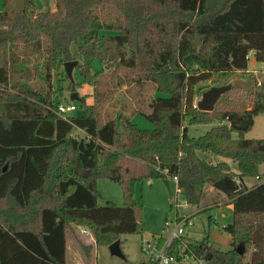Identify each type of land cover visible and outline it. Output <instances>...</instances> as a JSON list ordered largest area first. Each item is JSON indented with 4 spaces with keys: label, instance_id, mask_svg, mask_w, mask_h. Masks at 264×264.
<instances>
[{
    "label": "trees",
    "instance_id": "obj_1",
    "mask_svg": "<svg viewBox=\"0 0 264 264\" xmlns=\"http://www.w3.org/2000/svg\"><path fill=\"white\" fill-rule=\"evenodd\" d=\"M13 3L3 0L0 9V264H68L75 225L107 245L141 233L136 184L175 177L189 206L201 205L207 187L228 183L234 218L224 229L232 248L204 240L192 245L197 255L209 252L207 264H264V180L245 182L261 178L264 165V138L246 137L264 114V79L252 77L253 90L232 86L213 111L193 106L198 83L245 78L251 52L264 61V0H55L48 10L27 0L21 12ZM71 60L78 63L73 79L66 73L68 89L83 82L94 96L81 100L86 115L64 119L53 72ZM151 82L160 95L144 114L154 127L141 128L121 110L119 132L105 108L117 103L119 88ZM187 122L212 126L192 136ZM100 178L121 185L124 206L99 204Z\"/></svg>",
    "mask_w": 264,
    "mask_h": 264
},
{
    "label": "rangeland",
    "instance_id": "obj_2",
    "mask_svg": "<svg viewBox=\"0 0 264 264\" xmlns=\"http://www.w3.org/2000/svg\"><path fill=\"white\" fill-rule=\"evenodd\" d=\"M54 1L55 0H37L42 10H48L51 5H54ZM2 8L3 0H0V9ZM71 52L75 58H80L79 42L73 41ZM256 62L255 64L254 53L251 52L248 62L250 72L246 74L245 78H242L241 75L238 78L248 80L253 77L257 78L259 81L263 80L264 61ZM107 78V75H105L104 80ZM76 79L81 82L79 75H77ZM68 80L64 63H59L53 72V87L57 93V102H59V104L74 103L77 106V110L70 115H86V106L81 100L84 97L86 99V104L92 102L94 88L91 85L81 82L80 85L78 84L76 86L75 90H70L68 89V83L70 82ZM234 80L235 79L231 80V83H233ZM44 83L45 81L41 75L35 77L33 80V84L38 87L44 85ZM210 85H216L213 79L198 83L193 101L195 102L197 98L201 99L203 92L208 90L209 88H206ZM103 87L105 86L103 85ZM10 91L12 90L10 89ZM73 92L79 94V100L72 101L70 99ZM158 95H160V93L156 90V86L152 82L148 83L147 86L144 87V90H140L136 84L123 86L117 90V103L109 104L105 108L107 119H115L118 131L120 132L122 130V125L119 113L121 110H124L127 114H132L131 119L141 128L151 129L154 125L146 118L144 113H149L150 108L148 107V102ZM242 98L241 93L238 92L236 98L238 100L236 102L239 104L242 103ZM233 102L235 101L233 100ZM136 110L139 111L134 113ZM187 125L189 127V133L192 136L203 135L209 129V125L212 126V124L191 125L188 122ZM78 135L84 138L85 133L78 132ZM246 137L255 139L264 138L263 113L255 117V123L252 129L246 133ZM201 155L204 156L205 154L201 153ZM70 156H73L72 153ZM231 163L232 170H237V164L232 161ZM262 169L261 178L248 177L245 179V182L255 184L256 182L264 180V165ZM233 172L237 171L233 170ZM97 189L100 193V205H105L107 201H113L118 206H124L125 198L119 183L107 178H100L97 182ZM205 193L206 195L200 206H189L183 199L182 194L179 193L177 183L173 179L170 180L169 187L164 184L162 179L145 180L141 183L138 182L135 186L134 197L137 204L142 208V231L141 233L121 234L119 240H121L120 247L124 257L112 254L109 245L97 243L94 239V233L90 228L83 225H75L72 230H68L67 235L68 264H140L147 260V255L144 252L146 242L148 240H153L154 236L166 235L167 223L171 222V228H173L177 214L179 215L178 220L180 221L191 217V225L187 226L191 238L198 241H209L207 243L210 244V246L222 250L232 248L231 235L225 231L224 227L233 222V206L229 203H223L222 197L212 195L208 187L205 189ZM222 196H226L225 192L222 193ZM210 202L213 203L211 208H205ZM85 228L88 230L86 233L83 232ZM88 245L92 246L91 257L85 254V246ZM251 253L252 249L246 252L245 261H250Z\"/></svg>",
    "mask_w": 264,
    "mask_h": 264
},
{
    "label": "built area",
    "instance_id": "obj_3",
    "mask_svg": "<svg viewBox=\"0 0 264 264\" xmlns=\"http://www.w3.org/2000/svg\"><path fill=\"white\" fill-rule=\"evenodd\" d=\"M199 100L200 98L195 100L193 104L195 108H198ZM76 110L77 106L74 103H60L57 111L62 118L68 119L69 115ZM256 178L259 179L260 177L257 176ZM173 180L178 186L177 178L175 177ZM246 185L250 187L252 184L246 182ZM178 191L181 193L179 186ZM178 219L179 215L177 214L173 228H171V222L167 223L166 235L154 236L153 240L146 242L144 252L147 255V260L140 264H207V260L197 255L192 249V245L196 242L190 239L187 230V226L191 225V217L182 221ZM83 232L86 233L88 230L85 228Z\"/></svg>",
    "mask_w": 264,
    "mask_h": 264
},
{
    "label": "water",
    "instance_id": "obj_4",
    "mask_svg": "<svg viewBox=\"0 0 264 264\" xmlns=\"http://www.w3.org/2000/svg\"><path fill=\"white\" fill-rule=\"evenodd\" d=\"M26 1L27 0H15V6L14 11L15 12H21L26 9ZM78 60H71L64 63L65 71L67 75L73 79V72L74 68L77 65ZM232 86L242 87L244 89L253 90L254 88L251 85V80H244L241 78H237L233 81V83L225 84V85H215L203 92L201 99L198 101V109L203 111H213L215 109L216 103L220 99V97L226 93L228 90L232 88ZM72 101L79 100L80 96L77 92H73L71 94ZM80 149L84 151V144L83 140L80 143ZM164 184L169 187L170 180L169 178L163 179ZM218 188H220L222 191L226 192L228 190V183L226 179H222L217 182ZM121 240L117 239L113 243L109 245V249L112 254L118 255L120 257H124L123 252L121 250ZM239 253H244V248L242 245L238 247ZM210 259V253L208 252L207 256L205 257V260Z\"/></svg>",
    "mask_w": 264,
    "mask_h": 264
},
{
    "label": "crops",
    "instance_id": "obj_5",
    "mask_svg": "<svg viewBox=\"0 0 264 264\" xmlns=\"http://www.w3.org/2000/svg\"><path fill=\"white\" fill-rule=\"evenodd\" d=\"M257 60H256V58H255V56H254V63L256 64L257 62H256ZM247 72H250V70H249V65H248V68H247V70H246ZM90 103H92V102H90ZM134 114V113H133ZM130 116H132V114H130ZM211 126L209 125V128H210ZM229 161V163H230V165H231V167H232V163H231V161L230 160H228ZM234 171H237V170H235V169H233ZM163 180V179H162ZM169 180H171V179H169ZM258 182H256L255 184H257ZM255 184H252L250 187H252L253 185H255ZM209 191H210V193L212 194V195H216V196H218V197H222V200H223V203H229V199L227 198V195L226 196H222V193L224 192V191H221L220 190V188H216V187H214V186H211L210 188H209ZM221 200V199H220ZM212 204L213 203H209L208 205H207V207H205V208H211V206H212ZM219 204V203H218ZM217 204V205H218ZM229 204H231V203H229ZM233 206V205H232ZM199 210V209H198ZM192 215V214H191ZM193 216V215H192ZM190 237V236H189ZM190 239L191 240H193L194 242H196V243H198L199 241L198 240H195V239H193V238H191L190 237ZM252 254V253H251Z\"/></svg>",
    "mask_w": 264,
    "mask_h": 264
}]
</instances>
